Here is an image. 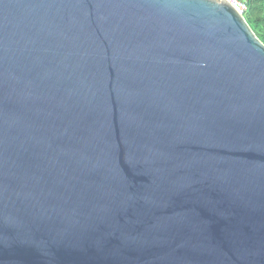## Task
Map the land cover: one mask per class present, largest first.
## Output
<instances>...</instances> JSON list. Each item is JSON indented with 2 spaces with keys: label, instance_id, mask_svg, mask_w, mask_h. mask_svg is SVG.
Masks as SVG:
<instances>
[{
  "label": "water",
  "instance_id": "95a60500",
  "mask_svg": "<svg viewBox=\"0 0 264 264\" xmlns=\"http://www.w3.org/2000/svg\"><path fill=\"white\" fill-rule=\"evenodd\" d=\"M0 264H264V45L225 0H0Z\"/></svg>",
  "mask_w": 264,
  "mask_h": 264
},
{
  "label": "trees",
  "instance_id": "16d2710c",
  "mask_svg": "<svg viewBox=\"0 0 264 264\" xmlns=\"http://www.w3.org/2000/svg\"><path fill=\"white\" fill-rule=\"evenodd\" d=\"M245 5L242 17L259 40L264 45V0H237Z\"/></svg>",
  "mask_w": 264,
  "mask_h": 264
},
{
  "label": "built area",
  "instance_id": "2783aa9c",
  "mask_svg": "<svg viewBox=\"0 0 264 264\" xmlns=\"http://www.w3.org/2000/svg\"><path fill=\"white\" fill-rule=\"evenodd\" d=\"M230 5H232L240 14L245 11V5L239 3L237 0H226Z\"/></svg>",
  "mask_w": 264,
  "mask_h": 264
},
{
  "label": "rangeland",
  "instance_id": "374dc122",
  "mask_svg": "<svg viewBox=\"0 0 264 264\" xmlns=\"http://www.w3.org/2000/svg\"><path fill=\"white\" fill-rule=\"evenodd\" d=\"M226 1V0H225ZM227 2V1H226Z\"/></svg>",
  "mask_w": 264,
  "mask_h": 264
}]
</instances>
